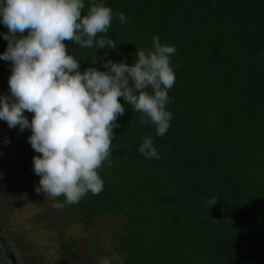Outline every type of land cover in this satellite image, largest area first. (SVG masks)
<instances>
[{"label":"trees","instance_id":"trees-1","mask_svg":"<svg viewBox=\"0 0 264 264\" xmlns=\"http://www.w3.org/2000/svg\"><path fill=\"white\" fill-rule=\"evenodd\" d=\"M99 2L113 10L107 36L117 48L66 41L68 54L83 72L104 70L108 59L131 65L137 48L150 49L154 36L174 46L175 83L166 106L172 119L157 136L156 127L141 124L140 114L119 98L125 112L113 129L111 164L98 170L103 191L76 204L63 196L57 201L68 207L71 222L86 228L121 216L125 225L114 238L121 264H264V0ZM7 32L0 21V54ZM10 75L11 62L0 59L2 92ZM145 137L159 159L140 154ZM212 198L218 202L210 207ZM0 228L1 262L24 264L22 249L13 248L1 222ZM73 247L65 243L62 251Z\"/></svg>","mask_w":264,"mask_h":264},{"label":"clouds","instance_id":"clouds-1","mask_svg":"<svg viewBox=\"0 0 264 264\" xmlns=\"http://www.w3.org/2000/svg\"><path fill=\"white\" fill-rule=\"evenodd\" d=\"M84 9V0H0V21L8 29L0 59L11 62L10 95L0 96V120L21 132L31 130L28 142L39 153L32 157L40 177L35 191L52 201L63 196L67 204L103 191L98 170L111 164L113 129L125 112L119 98L140 114L141 124L154 125L157 136L167 133L172 119L166 106L175 83L170 57L176 48L154 36L150 49L137 48L131 65L108 59L104 70L90 66L81 72L66 41L85 49L117 48L107 36L113 10L99 0ZM116 16L127 22L123 13ZM138 150L146 159H159L151 137ZM217 202L212 198L208 204Z\"/></svg>","mask_w":264,"mask_h":264},{"label":"rangeland","instance_id":"rangeland-1","mask_svg":"<svg viewBox=\"0 0 264 264\" xmlns=\"http://www.w3.org/2000/svg\"><path fill=\"white\" fill-rule=\"evenodd\" d=\"M0 96L9 95L10 90ZM31 122L32 113L25 112ZM30 129L9 128L0 120V222L8 228L13 248H21L18 257L24 264H121L114 241L125 221L119 215L98 219L90 228L70 221V211L63 204L57 210L35 187L40 177L33 170L36 153L28 137ZM61 203V202H59ZM73 242L70 254L62 246ZM0 242V248L5 246ZM3 262V261H2ZM0 260V264H3Z\"/></svg>","mask_w":264,"mask_h":264},{"label":"flooded vegetation","instance_id":"flooded-vegetation-1","mask_svg":"<svg viewBox=\"0 0 264 264\" xmlns=\"http://www.w3.org/2000/svg\"><path fill=\"white\" fill-rule=\"evenodd\" d=\"M0 232L2 233V230H1V228H0ZM10 247V246H9Z\"/></svg>","mask_w":264,"mask_h":264}]
</instances>
